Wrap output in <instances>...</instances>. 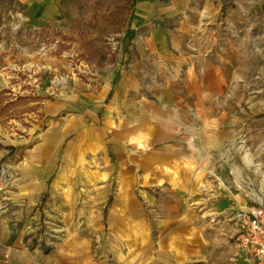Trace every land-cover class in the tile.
Listing matches in <instances>:
<instances>
[{
    "label": "rangeland",
    "instance_id": "obj_1",
    "mask_svg": "<svg viewBox=\"0 0 264 264\" xmlns=\"http://www.w3.org/2000/svg\"><path fill=\"white\" fill-rule=\"evenodd\" d=\"M132 1L60 0L58 23L36 31L22 19L21 5L0 0V152L4 153L0 162L14 150L12 139L22 138L41 117L37 101L99 90L100 70L119 61L123 70L112 82L116 92L107 101L110 111L98 122L85 118L79 122L88 135L106 128L102 143L74 144L73 134H66L59 146L63 175H58V225L61 210H119L120 166L133 167L142 144L137 146L133 134L124 138L118 132L133 126L134 113L145 99L159 102V113L164 112L166 121L181 132L180 143L200 150L197 174L206 179L204 190L213 185L219 192L243 197L245 205L264 204V78L259 55L253 53L264 45V33L256 37L252 23H228L223 7L218 22L210 23L208 30L197 22L192 37L182 24L173 23L170 29L164 21L162 28L140 24L142 31L157 32L152 37L125 38L120 31ZM202 58H211L213 66L215 60L222 64L224 73L222 80L208 87L203 108L196 101L198 94L188 87L190 77L184 84L193 69H203ZM75 113L60 112L58 122L60 117H80ZM200 128L206 130V147L198 135ZM114 144L126 147L132 158L126 159L124 150ZM158 187L140 181L131 186L150 222L158 217L150 199L157 196ZM237 209L228 212L233 217ZM84 218L79 216L81 223ZM98 221L106 224L102 216ZM95 240L100 241L96 236Z\"/></svg>",
    "mask_w": 264,
    "mask_h": 264
},
{
    "label": "crops",
    "instance_id": "obj_2",
    "mask_svg": "<svg viewBox=\"0 0 264 264\" xmlns=\"http://www.w3.org/2000/svg\"><path fill=\"white\" fill-rule=\"evenodd\" d=\"M14 1L22 6V19L30 29L42 31L60 19V0ZM128 7L120 31L125 38L152 37L157 32L142 31L140 24L162 28L164 21L170 23L169 28L173 23L182 24L192 37L197 22L204 30L218 22L223 7L228 23H252L256 37L264 33V0H135ZM253 53L259 55L256 59L264 78V45ZM200 61L203 69H193L184 84L190 77L188 87L198 94L196 101L202 107L208 101V87H214L224 73L216 60L214 66L211 58ZM107 66L111 68L99 72V90L37 101L41 117L22 138L12 139L14 150L2 161L11 185L3 189L7 184L0 182V264H249L248 254L233 241L236 224L228 212L244 206L243 197L219 192L213 185L204 190L206 179L197 174L200 150L180 143L181 132L166 121L164 112L159 113L157 101L142 100L133 126L118 132L124 138L133 134L137 146L142 144L133 157L134 166H120L119 210H61L58 225V175H63L58 154L66 134H73L70 143H102L106 128L88 135L79 122L82 118L98 122L110 111L107 101L116 92L112 82L123 69L119 61ZM70 109L80 117H60L58 122V114ZM198 132L206 147V130ZM114 145L124 150L126 159L132 158L126 147ZM119 161H123L121 157ZM139 181L159 186L157 196L150 197L158 210L151 222L131 189ZM99 216L106 224L98 221Z\"/></svg>",
    "mask_w": 264,
    "mask_h": 264
},
{
    "label": "built area",
    "instance_id": "obj_3",
    "mask_svg": "<svg viewBox=\"0 0 264 264\" xmlns=\"http://www.w3.org/2000/svg\"><path fill=\"white\" fill-rule=\"evenodd\" d=\"M6 167L0 162V182L8 184ZM236 243L249 256V264H264V204L241 206L233 215Z\"/></svg>",
    "mask_w": 264,
    "mask_h": 264
}]
</instances>
